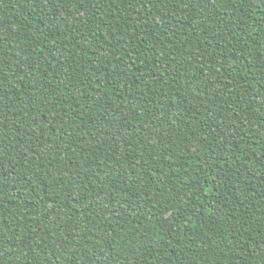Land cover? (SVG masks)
I'll return each instance as SVG.
<instances>
[{"label": "trees", "instance_id": "trees-1", "mask_svg": "<svg viewBox=\"0 0 264 264\" xmlns=\"http://www.w3.org/2000/svg\"><path fill=\"white\" fill-rule=\"evenodd\" d=\"M0 264H264V0H0Z\"/></svg>", "mask_w": 264, "mask_h": 264}]
</instances>
